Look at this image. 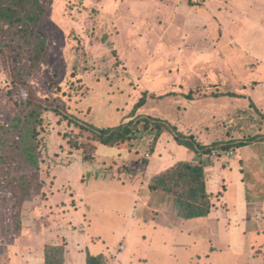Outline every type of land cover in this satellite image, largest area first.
Returning <instances> with one entry per match:
<instances>
[{"label": "rangeland", "instance_id": "374dc122", "mask_svg": "<svg viewBox=\"0 0 264 264\" xmlns=\"http://www.w3.org/2000/svg\"><path fill=\"white\" fill-rule=\"evenodd\" d=\"M42 2L40 62L29 71L11 60L35 95L94 127L151 116L178 122L206 142L258 139L199 155L167 131L154 140L152 125L141 122L107 146L92 131L43 111V193L23 204L20 231L0 228V264H45L47 244L61 245L69 264H81L84 249L104 253L107 264H264V0ZM9 52L22 53L17 44ZM10 74L0 53V120L10 119L26 95ZM226 92L244 97L217 96ZM180 159L210 166L211 192L224 188L225 178L211 217H178L168 197L143 193L144 182L133 177ZM56 182L64 190L73 186L87 206L71 205L74 194L57 193ZM240 188L245 215L241 205L237 211Z\"/></svg>", "mask_w": 264, "mask_h": 264}, {"label": "trees", "instance_id": "16d2710c", "mask_svg": "<svg viewBox=\"0 0 264 264\" xmlns=\"http://www.w3.org/2000/svg\"><path fill=\"white\" fill-rule=\"evenodd\" d=\"M44 12L42 0H0V53L7 72L11 73L10 82L15 87H23L26 92L25 96L19 97L10 119L0 120V228L3 230L9 233L20 231L23 204L43 193L40 177L43 145L38 140L43 111L53 112L69 119L74 125L92 131L98 141L107 146H113L126 139L141 122H144V125H152L155 130L154 140L167 131L178 145L199 155L210 153L216 148L242 147L258 139L254 135L243 140L206 143L198 136L180 130L178 122L175 125L168 120L151 116L121 120L115 126L94 127L69 115L59 104L35 95L23 84L26 83L24 76L14 73L11 60H22V66L29 71L36 68L46 46V37L38 31ZM14 44H17L22 52L19 56H12L9 52V47ZM217 96L243 98L244 94L226 92ZM142 105L140 100L134 108ZM249 105L255 107L251 101ZM147 188L150 192H160L168 197L172 202L173 212L181 218L207 215L213 205L211 193L206 189L205 165L200 162L176 161L152 175L147 182ZM63 254L61 245L44 246L45 264H64ZM85 264L107 263L102 254L87 252Z\"/></svg>", "mask_w": 264, "mask_h": 264}, {"label": "crops", "instance_id": "0c3cea01", "mask_svg": "<svg viewBox=\"0 0 264 264\" xmlns=\"http://www.w3.org/2000/svg\"><path fill=\"white\" fill-rule=\"evenodd\" d=\"M187 133H194V132H192V131H188ZM198 136V135H197ZM199 137V136H198ZM204 137V136H203ZM208 137V135L206 136V137H204V138H207ZM201 139V138H200ZM203 139V138H202ZM201 139V140H202ZM204 141V140H203ZM204 142H206V140L204 141ZM203 142V143H204ZM207 143V142H206ZM187 149V148H186ZM236 150H238V149H236ZM263 157V159H264V156H262ZM180 160H184V159H180ZM179 161V160H178ZM184 161H187V160H184ZM176 162V161H175ZM174 162V163H175ZM194 162H197V161H194ZM173 164V163H172ZM171 164V165H172ZM220 165V167L222 166L221 164H219ZM170 166V165H169ZM169 166H167V167H169ZM216 166V164L213 166V169H214V167ZM241 166V165H240ZM210 166H206L205 167V176L207 177V175H206V168H208V169H210L209 168ZM165 169V168H164ZM164 169H162V170H164ZM162 170H160V171H162ZM240 170H241V167H240ZM160 171H158V172H160ZM158 172H155V173H158ZM141 173V172H140ZM155 173H153L152 175H154ZM130 175V174H129ZM143 174H136V175H134L133 177L135 178V180H142L143 182H144V187L142 188L143 190V193H145L146 192V190H145V188H147V182H148V180L150 179V177L152 176V175H143ZM238 177H237V184L241 187V184L243 183V179H242V177H241V171H239L238 172ZM118 178H120V177H118ZM134 178H132V179H134ZM215 178V177H214ZM222 187H223V185H224V188H221L220 186H217L216 185V183H215V185L217 186V190L216 191H214V192H211L209 189H208V180H206V189H207V191L209 192V193H211V199H212V202H213V205H212V207H211V209H210V212H209V215H210V217H211V215H213V213H214V210L216 209V207H217V203L218 202H221L222 201V199H223V196H224V194H225V190H226V180H225V178H223V182L221 183H219ZM60 184H58V182H56L55 183V186H54V188H56L57 190V193H58V189H59V192L60 193H62L64 196H67L68 197V195L70 196V195H72V194H74V198H73V202L71 201V205H83V204H86V203H84L83 202V200H82V198L80 197V195H79V193L78 192H76L75 191V189L73 188V186H71V185H69V187H67V188H65V190L64 189H62V187H60L59 186ZM71 189V190H70ZM244 190V192H245V188H240L239 190H238V210L237 211H239L241 208H240V205L242 206V212L244 213V215H245V213H247V204H246V202L244 201H242V200H244L243 199V194H242V191ZM247 191H249V190H247ZM216 194H219V201H217L216 200V197H215V195ZM134 195H136V194H134ZM216 200V201H215ZM242 202V203H241ZM215 204V205H214ZM76 205V206H77ZM86 206H87V204H86ZM236 211V212H237ZM238 213V212H237ZM236 213V214H237ZM258 218H260L259 217V215H256V219H257V221H261V218L260 219H258ZM191 219V218H190ZM210 219V221L212 220V218H209ZM244 219V218H243ZM242 219V220H243ZM75 223V222H74ZM77 223H80V220L78 219V221H77ZM85 232V231H84ZM84 232H82L81 234H80V236L82 237V242H83V244H84V248H85V244L87 243L86 242V238H85V234H84ZM128 248H127V246H126V244H125V248H124V251L125 250H127ZM91 254H101V253H91ZM102 254H104V253H102ZM106 255L104 254V257H105ZM85 257H86V253H85V249H84V252H83V254L81 255V264H85ZM106 258H108L107 256H106ZM64 264H69L67 261L65 262V260H64Z\"/></svg>", "mask_w": 264, "mask_h": 264}, {"label": "built area", "instance_id": "2783aa9c", "mask_svg": "<svg viewBox=\"0 0 264 264\" xmlns=\"http://www.w3.org/2000/svg\"><path fill=\"white\" fill-rule=\"evenodd\" d=\"M194 1H199V0H194Z\"/></svg>", "mask_w": 264, "mask_h": 264}]
</instances>
